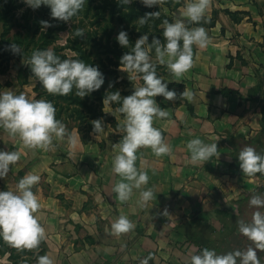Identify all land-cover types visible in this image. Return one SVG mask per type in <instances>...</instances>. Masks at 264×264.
<instances>
[{"label": "crops", "instance_id": "0c3cea01", "mask_svg": "<svg viewBox=\"0 0 264 264\" xmlns=\"http://www.w3.org/2000/svg\"><path fill=\"white\" fill-rule=\"evenodd\" d=\"M153 7L174 19L182 10L162 2ZM199 22L211 39L204 48L193 45L194 64L183 76L157 62L169 88L177 90L172 100L156 96L170 116L153 121L172 153L157 156L150 146L137 150L136 164L150 177L143 187L154 192L144 206L140 189L127 201L113 191L122 178L113 170L121 127L105 123L87 143L75 128L70 132L75 143L54 140L48 150L25 146L18 135L0 128V148L21 152L1 178L6 189L15 190L30 171L41 176L33 186L41 201L36 214L46 228L44 253L55 264H141L145 257L148 264H191L194 253L238 232L242 203L264 190V173H243L238 159L246 144L264 152V7L259 0H209L206 19ZM9 72L0 73V91L38 97L34 86L29 89L30 83L22 85L18 73ZM123 78L133 88L143 83L138 73ZM185 88L195 93L191 100L179 95ZM105 112L121 125L124 114L117 108L106 105ZM195 136L208 143L219 138L217 154L192 162L187 141ZM122 214L135 227L120 234L107 230ZM9 257L0 253V264H12Z\"/></svg>", "mask_w": 264, "mask_h": 264}, {"label": "clouds", "instance_id": "9594fccd", "mask_svg": "<svg viewBox=\"0 0 264 264\" xmlns=\"http://www.w3.org/2000/svg\"><path fill=\"white\" fill-rule=\"evenodd\" d=\"M33 9L41 5L50 7L53 18L68 22L78 16L87 0H24ZM151 8L160 4L161 0H142ZM120 4H131L132 0H119ZM209 0H184L182 10L174 20L165 18L162 21L163 33L152 35L143 32L139 35L129 51L120 57L119 67L129 73L132 79L137 73L142 74L143 83L134 85V91L122 95L120 89L110 91L115 81H109V89L103 97L104 105L118 102L117 110L124 114L120 127L122 138L114 144L118 151L113 157V170L122 177L113 186L118 199L127 201L133 190L140 189L139 203L144 206L154 196L151 187L145 188L150 179L148 171L136 164L137 150L141 146H150L157 156L171 154L172 147L166 142L163 132L154 126L158 117H169L168 110L161 106L156 96L162 95L168 100L177 97V90L169 88V81L157 72V62L166 65L176 76L181 77L194 64L193 45L204 48L210 41L209 33L204 24L195 23L206 19ZM160 16L159 9L146 11L137 18L140 25L149 23L151 17ZM183 17V18H181ZM187 18V19H184ZM42 31L52 26L53 21L42 19ZM189 24L193 26L189 27ZM76 36L83 37L85 29L77 27ZM119 44H131L127 29L122 28L117 36ZM14 54H23L21 45L15 41L5 45ZM155 52L153 59L152 52ZM27 64L31 72L49 93L67 95L75 89L76 95L85 97L101 88L105 83V73L98 64L88 63L82 58H62L54 48H35L28 58ZM117 79H121L118 77ZM191 100L195 93L185 88L179 93ZM93 132L98 134L104 129L103 118L92 120ZM0 128L10 135H18L23 144L28 147L48 150L53 147L54 140L67 139L75 143V137L69 132L65 122L56 116V106L46 98L29 97L26 93L9 89L0 91ZM218 140L206 142L199 136L187 141L192 162L207 161L218 152ZM221 154V153H220ZM21 157L19 150L9 151L0 148V178L6 177L10 166ZM239 167L243 173L254 175L264 173V152L258 151L253 145L241 147ZM41 176L30 171L17 182L15 190L0 189V237L13 247L23 249H38L46 239V228L36 214L41 208L39 195L33 186ZM249 204L255 206L250 220H238V232L246 235L252 243L246 248H235L226 252H217L215 248L204 247L191 256V264H264L258 255V250H264V195L254 194ZM164 211H167L165 209ZM135 225L127 215H120L111 225L110 230L116 234L127 232ZM149 257L143 258L141 264H148ZM20 264H32L24 259ZM34 264H55L48 253L38 254Z\"/></svg>", "mask_w": 264, "mask_h": 264}, {"label": "trees", "instance_id": "16d2710c", "mask_svg": "<svg viewBox=\"0 0 264 264\" xmlns=\"http://www.w3.org/2000/svg\"><path fill=\"white\" fill-rule=\"evenodd\" d=\"M161 2L163 5L172 8L169 0H161ZM22 5L16 4L13 0H0V30L2 31L0 34V59L11 61L12 59L25 58L27 62L33 49L54 46L56 53L62 58H82L88 63L98 64L105 73V83L100 89L93 91L85 97L76 95L75 89L67 95L49 93L39 81L35 84L34 91L38 94L39 98L52 100L56 106L57 118L62 119L66 125H71L68 127L69 132H72L75 128L78 129L82 140L86 143L92 139L93 134H96L93 132V119L102 117L104 124L110 123L114 128H120L116 118L105 112L106 105L103 104V97L107 94L106 90L109 89V81H115V85L110 91L118 88L121 90L122 95H128L134 91L132 83L125 78H121L119 57L124 52L130 50L136 38L143 32L151 33L150 40L152 35H159L163 38L162 21L165 18L171 20L169 15L161 7L152 6L149 8L140 0H132V3L127 5L120 4L119 0H87L80 14L72 18L76 23L72 24L71 27L67 22L53 18L50 15L47 19L53 21L52 26L48 27L46 31H42L40 23L42 20H40V17H44L42 13L32 19L31 13L26 11L22 15L24 22H20L16 15V10L21 9ZM46 8L50 9L49 6ZM157 9L160 11V16L151 17L149 23L144 25L138 23L137 18L139 16L143 15L146 11ZM195 23L200 22H193V24ZM213 24L212 22L211 25ZM189 26H192V24H189ZM16 27H20L22 30L20 32L17 30L13 36H10ZM77 27L85 29L83 37L76 36L75 29ZM69 28L71 37L68 39L67 44L55 46L59 33L63 30H69ZM122 28L128 31L131 41L129 46L120 45L116 39L118 32ZM37 36L38 38H36ZM12 41L21 45L23 54H14L5 47V45ZM68 51L72 53V56L67 53ZM152 53H155L154 50ZM2 67L3 65L0 63V73H7L10 70L9 66L6 68ZM157 72L161 75V73H165V70L157 64ZM138 75L142 77V74L138 73ZM33 76L31 67L27 63L18 70V79L22 85L29 84ZM118 77L121 79H117ZM34 78L36 77L34 76ZM36 79L38 80V78ZM117 105L118 102L112 103L114 108H117ZM258 194L264 195V190ZM249 200L250 198L242 203L238 220L241 218L245 220L251 219L255 206L250 205ZM251 243L252 241L246 235L234 232L224 239L219 246H216L215 249L217 252H226L235 248H246ZM10 245L0 237V253H8L3 247ZM38 249H41L38 254L44 253L42 244H40ZM38 249H29L32 264H34L38 255L32 253V251ZM9 253V259L12 261V264H20L19 260L23 255H16L13 252ZM258 255L262 259L264 257V250H258ZM24 257H28V254H25Z\"/></svg>", "mask_w": 264, "mask_h": 264}, {"label": "rangeland", "instance_id": "374dc122", "mask_svg": "<svg viewBox=\"0 0 264 264\" xmlns=\"http://www.w3.org/2000/svg\"><path fill=\"white\" fill-rule=\"evenodd\" d=\"M14 2H16V4H23L22 5V8L20 9H17L16 10V15L17 17L19 18L20 22L23 23L24 22V19H22V15L25 14V12L27 11L28 13H31V16H32V19L35 18L36 16L38 17V15L40 13L44 14V17H40V20L43 19V18H46L48 16H50V9H47V5H41L39 8H36V9H33L32 7L28 6L24 0H13ZM142 2V0H140ZM170 1V5L172 8H178L179 6L183 5L184 4V0H169ZM260 1V4L263 5L264 7V0H259ZM49 14V15H48ZM42 16V15H41ZM170 17V16H169ZM171 20H174V16L170 17ZM69 24V26L71 27L72 24L76 23L74 22L73 20H70L67 22ZM21 31L22 29L20 27H16L14 28V31L13 33L10 35V36H13V34L16 33V31ZM2 33V31L0 30V34ZM71 37V31H70V28L69 30H63L59 33V37H58V40H57V43L55 46H64L67 44L68 42V39ZM38 38V36L36 37ZM1 39V37H0ZM52 48H54V46H50ZM67 53H69L70 56H72V53L70 51H68ZM0 63H2L3 67L2 68H6L7 66L10 67V72L11 75L12 74H16L18 73V70L20 68H22L23 66L26 65V61H25V58L23 59H12L11 61L7 60V59H0ZM120 75H121V78H123L125 75H128V73L126 71H121L120 70ZM38 80L36 78H34V76L31 78L30 80V86H28L29 89H31V87L33 88V86H35V84H37ZM27 94H29L30 96H34L33 94L27 92ZM37 99H39V97H37ZM71 124V123H70ZM67 128L71 125L67 124L66 125ZM0 189H6V186L2 183L1 181V178H0ZM3 249H6V251L9 252H13L14 254L16 255H23V257L19 260V262H21L22 260L24 259H27V260H30L32 261L31 259V256H30V251L29 249H19V248H16V247H13L12 245L10 246H4ZM25 254H28V257H24Z\"/></svg>", "mask_w": 264, "mask_h": 264}]
</instances>
